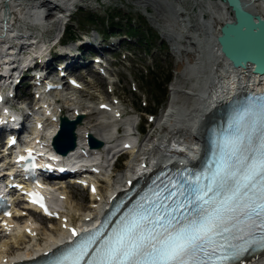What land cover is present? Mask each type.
I'll list each match as a JSON object with an SVG mask.
<instances>
[{"label":"bare ground","instance_id":"6f19581e","mask_svg":"<svg viewBox=\"0 0 264 264\" xmlns=\"http://www.w3.org/2000/svg\"><path fill=\"white\" fill-rule=\"evenodd\" d=\"M242 1L246 4L245 6L248 10L264 17V0ZM11 2L12 0L5 1L2 8V16L3 20L7 19L8 23L13 24L14 22H11L10 16L7 17V14H9L7 6H10ZM52 3L53 2L51 0H43L42 3L39 2L40 5L36 4L32 7L35 8L43 6L46 8V19L52 21L55 14L54 11L59 7L58 4L53 6ZM179 3H181V1ZM197 3L200 4L203 12L200 15L203 24H199V32L202 29L201 26H204V23H209L211 25L217 19L220 20L222 26L225 21L233 18V14L231 13V10L225 0H197ZM176 10L179 14L182 13L179 8H176ZM182 22L188 25V19H183ZM209 24H206V29H208L206 30V41L209 40L208 44H206L205 48L200 47L199 49H196V53L193 55L194 61L190 60L192 61V64L188 66V71L185 69V73L187 72L186 80L189 81L190 79L188 87L184 88L176 84L171 90L169 108L160 123V127L165 132V136L161 138L156 139V136L151 137L148 134L144 139H135V137L131 135V132L136 130L134 127V120L131 117L125 119L126 117L121 115L124 111L121 109L123 103L118 100L102 101L98 104V107L92 114L87 113V110L84 107L85 105H88L87 108H92L89 106L90 104L76 102L69 96V93L77 90L87 92L85 91L86 81H81L83 84L81 88L69 90V87L66 89L64 88L67 87V84L69 83L64 77L58 75L52 77L55 82L63 85L62 88L45 92L43 87L44 85L39 87L36 99L28 105V107L33 111V114L30 115L31 117L29 119V123L32 125L30 132H27L29 137H31L32 140L40 141V144H42L41 149L51 153L48 149H51V141L58 129V118L63 113L69 115L68 111L71 107H74L72 109V115H69L70 117H75L78 113L84 114L85 116L83 118V122L77 128L78 142L76 149L71 151L68 155H63V157L66 161H71L74 155L83 151V146L89 137L88 135L92 134L96 138L102 140L104 144L100 148H92L91 151L94 150V152L89 150L90 154L88 158L92 161V163L96 164V167L101 171L97 172L95 168H90V171H84L85 176L92 179L90 181L93 182L96 187V189L91 193L92 203L86 209H84L81 205H74L69 202L68 198L70 199V197H68L65 187H63L64 190L55 189V193H53L52 184H49V186L46 184L47 186H45L44 190L49 193L50 196L56 197V201L58 202V204H56L60 214L58 227L52 225L50 228H41L40 226L42 229V231H40L41 229L38 227L39 224H37L35 214L41 217L39 220H42L44 216L41 213L29 209V206L25 205V203L14 205L12 208V216L9 218H2L0 221V264H11L22 260H28L31 257L43 254L44 252L50 251L64 242L72 240L74 237L73 235H63V233H65L64 231L74 226L76 221L74 216L68 212V206L70 207V210L79 214V220L76 221V224H79L77 233L93 227L90 223L92 222L91 219L102 211L104 207L103 203L108 204L110 197L113 195L115 190L119 189L115 188V185L119 181L123 180L127 182L132 179V175L128 173L120 178L114 177L112 173L108 174V168H110V166H107L104 161L109 162V156L118 147L122 145H131L129 151L132 154L137 152L136 154L139 156L138 160H140V162L161 164L164 161H167L168 157H161L158 155L148 161L145 158L151 151L153 152L156 149L165 151L168 150L170 140L175 142L176 138H183L184 140L181 146L186 147L187 144H189L188 151L190 153V158H192V156L199 155L200 150L198 149V146L200 143H204L207 128L219 116V108L223 109L224 104L229 103L233 97L239 93L247 91L258 92L264 90V76L255 74L253 72L252 65H248L244 68H235L232 67L231 64H229L224 58L222 59L217 42L221 26L219 29L216 27L213 29L212 26L214 25L210 26ZM12 33H14V31L9 30L6 35H2V38L5 39L2 41L3 45H1L0 49L1 51L6 49L10 52L0 56V58L4 56H7L8 58V60H6L3 64L5 67V73H9L13 70V72L19 74L20 71L16 69L17 65L24 62H28L27 64H30L32 58L30 57V54L23 56L20 55L22 50L17 52L16 46L24 43L26 44H23L24 48H26L24 52L33 51L34 53L36 51L32 43H34L35 40H29L30 38L27 40H21V37H15L14 39H20V41L10 43L7 35ZM202 40L200 42H202ZM191 43L195 42L192 41ZM89 46H92L96 51L100 52L101 43H97V38H92V36H90L87 40H85L83 47ZM196 47L198 46L195 45V48ZM188 53L191 55L190 52ZM20 56L25 58H20ZM60 57L68 61L75 60L74 57L69 55ZM79 64L83 67H89L82 63ZM96 114H99V119L90 120V118ZM122 125L126 126V134L120 137V131L116 132V129ZM7 133V131L1 133L0 139ZM120 141H122V144L115 146V144ZM136 141H139V144H136ZM13 151H16V149ZM15 159L16 157H9L8 161H13ZM128 163L129 166L132 164L134 165V160L132 159L128 161ZM141 171L144 170L141 169L140 172ZM12 181L18 182L20 185H24V181L22 180L13 179ZM99 181L105 182L107 186L106 191L103 193H101L102 190L100 191ZM20 193V191H17L16 193L10 195V197H23ZM25 215H29L30 218L20 221L24 219ZM80 222H86L87 226H91L84 230L82 229ZM42 234L45 236V240L40 242V235ZM251 261H253V264H264V252L258 256L255 261Z\"/></svg>","mask_w":264,"mask_h":264},{"label":"rangeland","instance_id":"374dc122","mask_svg":"<svg viewBox=\"0 0 264 264\" xmlns=\"http://www.w3.org/2000/svg\"><path fill=\"white\" fill-rule=\"evenodd\" d=\"M5 1L6 0H0V26L9 24L8 22L3 23L1 19L3 17L2 8ZM81 1L83 0H79V2ZM180 1L181 3H179ZM32 2L34 1L12 0L11 5L7 6L10 20L11 22H14L13 26L26 25L29 20L33 21L35 19H41L39 14L40 8L36 10L32 7ZM64 3L65 6L69 7L74 1L64 0ZM83 4L84 6L82 7L81 5ZM80 6L81 9H79V11L71 18V27L70 24L65 25V28L67 26V28L73 33L70 35L68 31H65L64 40H72L75 39L74 36H81L82 34L85 35L84 37L86 38H89L90 36H92V38H97V43H101L100 53L111 57L113 63H111L110 66L114 74L103 78L97 73L82 74L81 70L74 72L76 75H82V82L86 81L85 91L87 92L78 90L75 91L76 93L71 92L69 93L70 98L82 104H90L89 106L92 108H87L88 105H85L84 107L89 114H92L98 107V104L102 101L118 100L123 103L121 109L126 111L124 114L126 117L125 119L130 117L133 118V120L136 119L134 120V125L138 120H141V122L144 119L146 120L145 123L147 125L144 126L146 127V131L143 139L147 137L148 134L151 137L156 136V139L165 136V132L160 127V123L163 116L168 111L167 106L170 103L171 90L176 84L184 88L188 87L190 79L189 81L186 80L187 72L185 73V69L188 71V66L194 61L193 55L196 53V49H199L200 47L205 48L206 44L209 42V40L206 41V30H208L206 29V24L209 23H204V26H201L203 23L200 15L203 12L200 4L197 3V0H90L86 3H81ZM74 8L78 9L79 6L76 5ZM176 8L180 9L182 12L180 13L181 15L177 12ZM54 13L57 14L56 9ZM55 14L53 18L54 21L56 20ZM90 15L94 17V22H90L86 19ZM112 16H115V20L117 22L120 21L119 23L124 25V31L117 34L115 37L110 38L108 42H102V37L104 35H110L107 31V24L109 23V18ZM183 19H188V25L182 22ZM80 20H84V23H79ZM128 20H132L130 22L138 29V32L133 34L136 36V40L129 39L126 35L122 36V34L124 35L125 32H128V28L126 27L130 24ZM199 24H201L200 26L202 28L200 32L198 30ZM143 25L146 27L145 30H143ZM211 25H214L212 26L213 29H215V27L219 29L221 22L216 19ZM54 26V33L61 31L62 28H64V26L60 27L59 21H55ZM138 26L142 28V30H140ZM81 29L88 33L85 34ZM141 31H143L142 34ZM41 33L43 36L47 31L43 30ZM201 34L204 35L202 36ZM142 36L149 37L150 42L148 44L139 43L137 40ZM10 38L14 37L10 36ZM39 39L40 45L36 48L34 47L36 50L43 47L41 37H39ZM201 40L202 42H200ZM2 41L3 38H0V48L1 45H3ZM13 41L16 43L19 42L20 39H14ZM192 41L195 43H191ZM70 43H72V41H70ZM70 45L76 47V42H73ZM195 45L198 47L195 48ZM8 52L10 51L6 49L1 51L0 49V56L5 55ZM188 52H190L191 55H189ZM6 60H8L7 56L0 58V62ZM153 74L160 75L161 81L164 83L163 87L168 91L167 96H162L156 87H154L157 80L153 79ZM169 74H171V79L169 82L167 81V83H165V78L168 77ZM111 81H114V83L111 84ZM19 90L20 92H25L27 91V88L20 87ZM27 99L28 98H24L23 100ZM73 108L74 107H71L68 111L69 115H72ZM146 112H148V114ZM98 117L99 114H96L91 117L90 120H98ZM151 121L153 123H151ZM121 127L122 132L120 131V137L126 134V126L122 125ZM136 127L138 128V125ZM147 127L149 128L147 129ZM121 144L122 141L117 142L115 146ZM130 160H132V158L127 156L125 162L121 164L120 170H114L112 172V164L110 165V163L106 161H104V163H106L107 166H110V168H108V174L112 173L114 177L120 178L128 173H125L127 169L131 168L128 163ZM76 186L78 185L71 186L70 184H67L66 180H64L60 181V184L56 189L64 190L63 187H65L68 197H70V199L68 198L69 202L74 205H81L86 209L92 203L91 192L87 188L85 189L82 186ZM99 188L100 191L102 190L101 193L105 192L107 189L105 182L99 181ZM67 209L68 212L74 216L75 220L78 221L79 214L70 210L69 206ZM35 217L37 224H39V229L43 227L50 228L52 225L55 227L59 226V219L56 221H49L43 217L42 220H39L41 217L36 214ZM29 218L30 216L26 215L24 219L20 221ZM40 231H42V229ZM44 240L45 236H43V234L40 235V242Z\"/></svg>","mask_w":264,"mask_h":264},{"label":"snow or ice","instance_id":"6c2138e0","mask_svg":"<svg viewBox=\"0 0 264 264\" xmlns=\"http://www.w3.org/2000/svg\"><path fill=\"white\" fill-rule=\"evenodd\" d=\"M243 145L239 137L232 142L215 172L205 177L208 184L201 186L197 180L187 189L169 191L164 197L168 204L159 200L152 201L151 208L142 204L96 250L93 264H214L228 258L234 247L230 241L243 239L246 229L264 233V136L256 149L245 151ZM32 195L33 203L44 208L38 194ZM177 195L185 196L186 202L176 203ZM94 239L72 249L63 260L78 264Z\"/></svg>","mask_w":264,"mask_h":264},{"label":"water","instance_id":"95a60500","mask_svg":"<svg viewBox=\"0 0 264 264\" xmlns=\"http://www.w3.org/2000/svg\"><path fill=\"white\" fill-rule=\"evenodd\" d=\"M225 1L233 18L221 26L217 37L220 52L233 67L252 65L255 74L264 76V17L248 10L242 0ZM84 116L80 113L76 117L66 113L59 116V130L53 138V146L57 150L68 154L76 149L77 128ZM89 141L97 148L104 144L92 134L89 135Z\"/></svg>","mask_w":264,"mask_h":264},{"label":"trees","instance_id":"16d2710c","mask_svg":"<svg viewBox=\"0 0 264 264\" xmlns=\"http://www.w3.org/2000/svg\"><path fill=\"white\" fill-rule=\"evenodd\" d=\"M115 18H116L115 16H112L108 20L109 21V23L107 24V27H108V30L107 31H108V33L111 32L113 34H117V33H122L124 31V28H125L124 25L123 24H120L119 23L120 21L117 22L115 20ZM86 19L89 20L90 22H94V20H95L92 15H90ZM128 21L130 22L132 20H128ZM79 23L83 24L84 23V20H82V21L80 20ZM126 27L128 28L127 30H128L129 35H133V34H136V32H138V29L135 26H133L131 22ZM145 28L146 27H144V25H143V30H145ZM140 30H142V28H140ZM142 32L143 31H141V34H142ZM71 33H73V32L71 31ZM138 34H140V33H138ZM156 36L159 37L158 35H156ZM138 42H140L141 44H148L150 42V39H149V37H143L142 36L138 40ZM153 79L157 80L156 83H155V85H154V87H156V89L162 94V96H165V95L167 96L168 91H167V89L166 90L164 89V87H163L164 86V83H162L160 75L153 74ZM170 79H171V74H169L168 77L165 78V81H166L165 83H167V81L169 82ZM151 111H149V112H151Z\"/></svg>","mask_w":264,"mask_h":264}]
</instances>
